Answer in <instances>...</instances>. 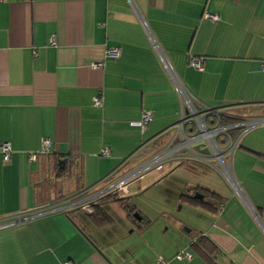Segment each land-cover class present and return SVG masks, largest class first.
<instances>
[{"label": "crops", "instance_id": "obj_1", "mask_svg": "<svg viewBox=\"0 0 264 264\" xmlns=\"http://www.w3.org/2000/svg\"><path fill=\"white\" fill-rule=\"evenodd\" d=\"M144 22L191 95L243 120L264 119V0H0V144L12 148L9 162L0 153V221L53 208L0 232V264H264V232L248 208L264 223V124L240 131L234 156L225 157L248 205L205 166L197 172L221 186L184 187L189 223L134 205L149 186L129 187L116 198L124 202L102 199L112 223L79 210L156 154L191 157L175 147L182 103ZM108 48L120 57L108 58ZM146 112L145 130L131 125ZM44 138L51 152L30 161ZM197 192L214 193L220 207L189 203ZM182 250L193 258L176 260Z\"/></svg>", "mask_w": 264, "mask_h": 264}, {"label": "built area", "instance_id": "obj_2", "mask_svg": "<svg viewBox=\"0 0 264 264\" xmlns=\"http://www.w3.org/2000/svg\"><path fill=\"white\" fill-rule=\"evenodd\" d=\"M206 18L211 20L217 19L216 16H212L210 14H207ZM144 25L147 37L149 38V41L151 42L153 49L155 50L160 62L165 67L174 86L175 92L178 94L182 103L181 119L174 127L176 130V135L180 139V146L176 147V149L178 150L179 148H182L189 151L191 153L192 160L200 162V165L196 166V169L199 172H204L205 166L214 169L218 176H220L227 183V185L231 189H233L237 196H239L242 200L246 202L243 193L239 188V183L237 182L236 178L232 175V172L228 164L226 163L225 157L227 155L234 156L241 139L240 134L237 136L236 139H233V137L231 136V132L235 130L247 131L259 125H263L264 119L241 120L239 123L223 125L222 118L230 113L227 112L226 108H213L202 103L183 87L181 80L177 76L171 64L166 61L158 43L152 36V33L150 32L145 22ZM120 55V50L117 48H108L106 51V56L113 60L118 59ZM190 64L193 68L198 71H203L204 69V63L201 59H191ZM102 66V63H97L93 65L94 68H99ZM262 68L264 71V64ZM92 106L94 108H100L102 106V98L99 96L94 97L92 100ZM197 107H199V110ZM151 121L152 114L150 112H146L143 114L141 120L137 122H132L131 125L134 127H138L141 130H145L149 126ZM189 124H192L193 126ZM219 140H222L221 146L218 144ZM51 145V140L49 138H44L42 151L39 153H31L29 155V160L36 161L38 155L51 152ZM196 145H200L201 150L209 149L211 154L204 155L200 152L195 151L194 146ZM0 153L2 154L3 161L9 162L12 153L11 145L9 143L0 144ZM109 154V149L105 148L102 150L103 156L108 157ZM211 157L212 159H215L213 163L207 161V159ZM165 158V156H159L154 162H151L150 160L143 166L142 169H144V171H148L153 170V168H155V171L157 170L158 172L162 173L163 171H165V165L167 164L165 163V165H161L159 161ZM137 177L139 176L129 174L128 176L111 184L104 190L86 199L80 205L79 210L85 213H92L93 205H95L97 202L101 201L104 198H112L114 196H128L130 187L129 185L135 182L137 180ZM248 208L253 218L256 220V222L264 232V223L261 217L251 205H249ZM52 209L53 208L41 209L31 216L25 217L22 216V214H19L7 218L5 220H1L0 232L11 229L13 227L27 224L33 219L40 218L46 215L47 213L52 212ZM192 258L193 252H191L190 250H182L175 256V259L178 261L190 260ZM157 264H166V260L160 257L157 260Z\"/></svg>", "mask_w": 264, "mask_h": 264}, {"label": "rangeland", "instance_id": "obj_3", "mask_svg": "<svg viewBox=\"0 0 264 264\" xmlns=\"http://www.w3.org/2000/svg\"><path fill=\"white\" fill-rule=\"evenodd\" d=\"M189 125L193 126L192 124ZM179 146L180 141H178L175 147ZM169 150L170 149H168V151ZM180 156L179 154L175 155V157ZM175 160L172 154L166 155L165 163L167 165H165V171L162 173L157 170L148 172L144 177L138 178L129 186L132 191L137 186H149L148 190L137 197L135 194L133 198L134 205H138L149 217L156 218L158 214L165 210V214L170 215L172 218L189 223L192 217V214L190 215L191 210H189L188 214V209L190 207L180 204V196L184 187L188 186V183L211 187L221 185L210 175H200L197 172L196 166L200 165V162L186 160L184 163H179V165L173 163ZM214 160L215 159H212V157L207 159V161L211 163H213ZM133 161L134 159L131 160L130 163ZM187 164H191L192 167L187 166ZM123 173L124 172H122V174Z\"/></svg>", "mask_w": 264, "mask_h": 264}, {"label": "trees", "instance_id": "obj_4", "mask_svg": "<svg viewBox=\"0 0 264 264\" xmlns=\"http://www.w3.org/2000/svg\"><path fill=\"white\" fill-rule=\"evenodd\" d=\"M241 120H243V117L236 116V115H233V114H227V115H225L222 118L223 125H230V124L239 123ZM240 131L241 130H235V131L231 132V136L233 137V139L237 138V136L240 134ZM49 153H45V154H42V155H46V154H49ZM66 170H67V167H65L64 170L59 171V173H63ZM214 196H215V194L211 193V195H207L205 197L207 200L204 199V200H201V201H199L196 198H194V196H192V197L186 196V197L190 201L189 203H191L193 205H197V206L203 207L205 209H215L217 206L220 207L221 204L219 203V204L215 205L214 203H212V201H213L212 199H214L216 197V196L215 197ZM113 199L116 200V202H124V200H117L116 198H113ZM217 199L220 201V197H218ZM100 203L101 202L99 201L95 205H93L94 214L92 215V217L94 218V220L96 222L101 221V222H104L106 224L112 223L113 219L104 210H102ZM134 207L135 206H133V204H131V203L128 204V209L129 208H133V210L131 209V214H132V215H130L131 218H134V214L137 211L136 209H134ZM81 230H82V228H81ZM83 233H84V231H83ZM202 243L199 242V245L200 244L202 245ZM207 245L209 246V244H207ZM194 246H196L195 243L193 244V247ZM204 246H206V245H204Z\"/></svg>", "mask_w": 264, "mask_h": 264}, {"label": "flooded vegetation", "instance_id": "obj_5", "mask_svg": "<svg viewBox=\"0 0 264 264\" xmlns=\"http://www.w3.org/2000/svg\"><path fill=\"white\" fill-rule=\"evenodd\" d=\"M168 151H165L164 153H159V154H156V155H154L150 160H151V162H154L156 159H157V157H159V156H165L166 157V155L168 156ZM173 158H175L176 160H175V162H178V161H180V162H183V161H186V160H191L192 158L190 157V158H186V157H173ZM149 160V161H150ZM165 160H166V158L165 159H163V160H161V161H159L160 162V164L161 165H165ZM148 161V162H149ZM144 166V165H143ZM143 166L142 167H138V168H136V169H134L133 171H131V172H129V173H127L126 175H124V176H122L121 178H119V179H116L115 181H113V182H111L109 185H107V186H110L111 184H113V183H115V182H117V181H119L120 179H122V178H124V177H126V176H128L129 174H133V175H135V176H139V177H137V179L138 178H141V177H144V175L146 174V173H148V172H151V171H155L154 169L155 168H153V170H148V171H144V169H142L143 168ZM196 194V193H195ZM194 194V195H195ZM118 196H114V197H112V198H117ZM206 197V195H204V199H206L205 198ZM195 198V197H194ZM107 198H104L103 200H106ZM203 199V200H204ZM102 200V201H103ZM198 200V199H197ZM207 200V199H206ZM201 201V200H200ZM135 217V216H134Z\"/></svg>", "mask_w": 264, "mask_h": 264}, {"label": "water", "instance_id": "obj_6", "mask_svg": "<svg viewBox=\"0 0 264 264\" xmlns=\"http://www.w3.org/2000/svg\"><path fill=\"white\" fill-rule=\"evenodd\" d=\"M197 108H198V110H199V107H197ZM194 150L197 151V152H200V153H202V154H205V155H210V154H211V152H210L209 149H203V150H201V146H200V145H196V146H194ZM147 162H148V161H147ZM147 162H145L143 165H145ZM64 165H65V161H64V160H59V166H60L61 169H65V166H64ZM140 167H142V165H141ZM194 197H195L196 199H198V200H203V199H204V194H202V193H200V192H197V193L194 195ZM134 216H135L136 218H138V220L141 219V216H140V214H139L138 212L135 213Z\"/></svg>", "mask_w": 264, "mask_h": 264}]
</instances>
